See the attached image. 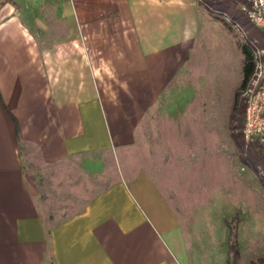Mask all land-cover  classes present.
Returning <instances> with one entry per match:
<instances>
[{
  "label": "crops",
  "instance_id": "crops-1",
  "mask_svg": "<svg viewBox=\"0 0 264 264\" xmlns=\"http://www.w3.org/2000/svg\"><path fill=\"white\" fill-rule=\"evenodd\" d=\"M206 17L199 0H0V264H228L234 215L202 253L160 169L130 158L153 105L191 84ZM59 177L98 184L49 210Z\"/></svg>",
  "mask_w": 264,
  "mask_h": 264
},
{
  "label": "rangeland",
  "instance_id": "rangeland-1",
  "mask_svg": "<svg viewBox=\"0 0 264 264\" xmlns=\"http://www.w3.org/2000/svg\"><path fill=\"white\" fill-rule=\"evenodd\" d=\"M199 1L201 9L210 16L206 17V50L201 54L198 47L197 68L183 71V79L191 84H183L182 100L155 103L150 116L143 119L130 158L134 164L153 170L156 176L160 169L187 236L193 238L202 253L227 248L226 221L237 215L239 255L234 261L228 250V264H264V165L247 161L245 155L253 150L247 147L242 135L254 75L242 87L244 61L238 46V41L250 40L264 64V47L252 40L242 22L263 29L247 17V0H236L230 9L220 8L224 12L209 5V0ZM214 15L224 18L226 23L213 18ZM165 110L169 115L166 113L165 120L160 119L158 114ZM177 143L178 148L174 146ZM190 152L193 155L188 158ZM121 165L125 167L124 162ZM63 179L49 183V210L79 208L98 184L88 179L86 195L81 196L77 187L82 182ZM93 182L94 187L90 188L88 185Z\"/></svg>",
  "mask_w": 264,
  "mask_h": 264
},
{
  "label": "trees",
  "instance_id": "trees-1",
  "mask_svg": "<svg viewBox=\"0 0 264 264\" xmlns=\"http://www.w3.org/2000/svg\"><path fill=\"white\" fill-rule=\"evenodd\" d=\"M236 0H209L208 3L209 5H214L216 9H218V12H224L222 9H230L232 6V3H235ZM222 8V9H220ZM233 8V7H232ZM224 14V13H223ZM213 16V14H212ZM213 18H216L225 24L224 18L215 16ZM251 23L242 22V25L245 30L249 32V34L255 39L254 42H257V45L259 47H264V32L254 26V25H249ZM250 40H245L242 42L238 41V46L241 50V53L243 55V82H242V87L246 85L248 82L249 78L253 75L256 67V62H257V53H256V48L253 45V43L249 42ZM234 118L235 115H231V122L232 126L234 125ZM247 147L251 148L253 150L252 153H247L245 155L247 161L250 163L254 164H261L264 165V155H263V144L257 139H253L251 141L246 142ZM258 166H255L256 169ZM237 221H238V216L234 215L229 221H228V226H229V251L231 252L233 260L236 261L238 259L239 255V250H238V241H237V233H236V226H237ZM230 260V256L228 258L227 263Z\"/></svg>",
  "mask_w": 264,
  "mask_h": 264
},
{
  "label": "built area",
  "instance_id": "built-area-1",
  "mask_svg": "<svg viewBox=\"0 0 264 264\" xmlns=\"http://www.w3.org/2000/svg\"><path fill=\"white\" fill-rule=\"evenodd\" d=\"M247 17L264 31V0H247ZM254 85L249 89L242 135L246 142L255 138L263 144L264 155V64L257 59Z\"/></svg>",
  "mask_w": 264,
  "mask_h": 264
}]
</instances>
